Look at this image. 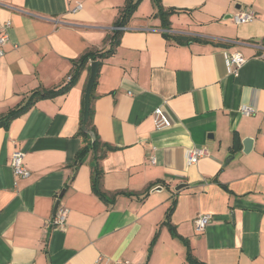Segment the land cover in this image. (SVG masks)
Listing matches in <instances>:
<instances>
[{"label": "crops", "instance_id": "1", "mask_svg": "<svg viewBox=\"0 0 264 264\" xmlns=\"http://www.w3.org/2000/svg\"><path fill=\"white\" fill-rule=\"evenodd\" d=\"M126 3L0 0V28L11 24L0 56V117L36 90L64 86L87 52L109 49ZM162 5L177 10L170 27L154 0H142L93 90V125L115 148L101 161L104 190L122 192L115 199L94 192L91 155L76 174L68 166L84 144L92 61L69 91L37 99L0 127V264H264V0ZM247 11L253 21L234 22ZM235 52L246 58L237 74ZM244 105L256 111L245 115ZM156 108L168 125L157 126ZM194 146L208 154L189 165ZM15 151L28 176L15 175ZM61 194L65 229L51 224ZM201 214L212 216L203 231Z\"/></svg>", "mask_w": 264, "mask_h": 264}, {"label": "trees", "instance_id": "2", "mask_svg": "<svg viewBox=\"0 0 264 264\" xmlns=\"http://www.w3.org/2000/svg\"><path fill=\"white\" fill-rule=\"evenodd\" d=\"M142 0H127V3L122 10L121 16L117 19L115 22V29L113 31V34L109 37L110 42V48L107 50L102 51H89L87 52L82 58H80L78 61L75 62V68L73 71V74L70 76V80L68 83H66L64 86L59 88H51V89H40L34 91L29 98L22 103L21 105L17 106L16 108L10 110L7 114L0 117V127L1 126H8L12 119L15 117L25 113L37 99L41 98H51L61 93H66L69 91L74 84L76 83L83 67L88 64L90 61L99 60L100 64H102L103 60L107 57H109L113 51L115 50V47L119 43V40L122 36L123 31L117 29V27L120 26H127L130 22L134 12L140 5ZM155 6L157 8V12L155 15L159 16L162 25L165 29H168L171 25V15L177 12L176 9H165L162 5V0H154ZM168 35V33H165ZM181 42L183 41H191V40H202L197 37H189V36H181L179 38ZM98 77L95 81L93 90L97 84ZM93 90L90 97V111H89V118L88 122L86 124V127L89 131H93L95 134V141L93 142L92 137L90 134L83 129V123L79 130V136L83 138V146L79 149L77 152L75 158L73 161L68 165L73 168L74 174H76L78 168L86 161V159L91 155L92 156V187L94 192L101 197L105 201H111L112 199H115L117 195L121 194L122 192H116L109 194L104 190L103 186V176H104V170L101 165V161L105 158L107 153L111 150H114L115 148L111 146L110 144L103 142L101 140V137L99 136L97 129L93 125V107H92V100L94 97ZM241 149V143L239 141V138L236 137L234 140V143L232 145V152L236 153ZM75 176V175H74ZM174 210V206H171L169 208L167 219L165 223L171 224L170 219L172 212Z\"/></svg>", "mask_w": 264, "mask_h": 264}, {"label": "built area", "instance_id": "3", "mask_svg": "<svg viewBox=\"0 0 264 264\" xmlns=\"http://www.w3.org/2000/svg\"><path fill=\"white\" fill-rule=\"evenodd\" d=\"M82 8V4L78 3L76 7L73 8V11L76 12ZM256 17V14L254 11H247V12H239L233 16V20L237 24L247 23L250 21H253ZM10 22H6L2 28H0V56L4 54L3 46L8 42L9 34H8V28L10 27ZM127 28V26H120L117 27V29L123 31ZM230 63L231 66L234 67L233 73L237 74L239 71V68L246 62V58L244 55L240 52H235L230 55ZM71 77H69L70 80ZM241 111L245 115H251L256 110L251 107L244 105L241 108ZM155 114V121L158 127H163L169 124V120L164 115L161 108H156L154 111ZM208 154V151L206 148L203 147H191L188 148L186 151V158L187 163L189 165L197 164L199 160ZM154 161V159H153ZM11 164L14 169V173L17 176H28L30 174V171L27 169V167L24 164V153L21 151H15L12 155ZM69 208L66 207L63 204H59L57 207V210L51 220V224L55 227H58L60 229H65L67 225V219L69 215ZM212 220V216L210 214H201L196 217L195 224L197 227V230L203 231L207 228L209 223Z\"/></svg>", "mask_w": 264, "mask_h": 264}, {"label": "water", "instance_id": "4", "mask_svg": "<svg viewBox=\"0 0 264 264\" xmlns=\"http://www.w3.org/2000/svg\"><path fill=\"white\" fill-rule=\"evenodd\" d=\"M99 66H100V62L98 60H94L91 62V76H90L89 82L87 84V89H86V93H85V110H84V118H83V129L90 134L93 142L95 141V134L93 131H89L87 129L86 124H87L88 118H89L90 97H91V93H92L95 81H96L97 76H98ZM252 142H253V140L250 138L244 140V144H245V150L244 151L246 153L249 151V149H251ZM183 186H184V184L179 185L178 187H176V190H179ZM61 197H62V194L60 195L59 199L57 200L56 210H57V207L59 206V204L61 202Z\"/></svg>", "mask_w": 264, "mask_h": 264}]
</instances>
